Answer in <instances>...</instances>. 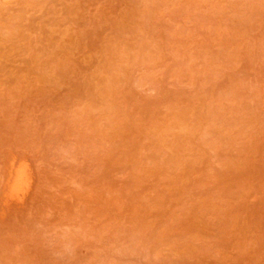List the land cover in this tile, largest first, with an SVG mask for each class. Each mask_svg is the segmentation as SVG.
Instances as JSON below:
<instances>
[{
    "label": "rangeland",
    "instance_id": "rangeland-1",
    "mask_svg": "<svg viewBox=\"0 0 264 264\" xmlns=\"http://www.w3.org/2000/svg\"><path fill=\"white\" fill-rule=\"evenodd\" d=\"M0 264H264V0H0Z\"/></svg>",
    "mask_w": 264,
    "mask_h": 264
},
{
    "label": "bare ground",
    "instance_id": "bare-ground-1",
    "mask_svg": "<svg viewBox=\"0 0 264 264\" xmlns=\"http://www.w3.org/2000/svg\"><path fill=\"white\" fill-rule=\"evenodd\" d=\"M18 182V181H17Z\"/></svg>",
    "mask_w": 264,
    "mask_h": 264
}]
</instances>
